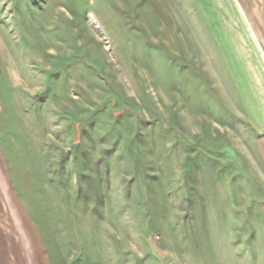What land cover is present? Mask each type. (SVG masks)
<instances>
[{"label":"rangeland","instance_id":"1","mask_svg":"<svg viewBox=\"0 0 264 264\" xmlns=\"http://www.w3.org/2000/svg\"><path fill=\"white\" fill-rule=\"evenodd\" d=\"M0 264H264V0H0Z\"/></svg>","mask_w":264,"mask_h":264}]
</instances>
